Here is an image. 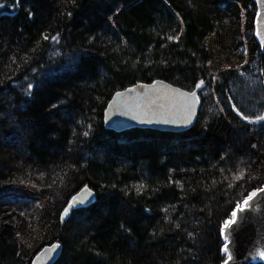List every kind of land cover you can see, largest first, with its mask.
<instances>
[{
  "label": "trees",
  "instance_id": "1",
  "mask_svg": "<svg viewBox=\"0 0 264 264\" xmlns=\"http://www.w3.org/2000/svg\"><path fill=\"white\" fill-rule=\"evenodd\" d=\"M256 12V0H0V134L27 135L17 151L0 143V264H32L56 241L54 264H223L224 221L264 185V121L230 103L241 73L264 79ZM157 78L204 82L194 125L106 127L114 92ZM195 138L208 150H145ZM85 185L95 200L65 216ZM85 214L95 222L78 229Z\"/></svg>",
  "mask_w": 264,
  "mask_h": 264
},
{
  "label": "water",
  "instance_id": "2",
  "mask_svg": "<svg viewBox=\"0 0 264 264\" xmlns=\"http://www.w3.org/2000/svg\"><path fill=\"white\" fill-rule=\"evenodd\" d=\"M256 1L261 18L256 16L255 34L264 48V0ZM117 93L122 95L118 96ZM191 93H195V97L190 96ZM198 95L197 87L184 90L162 79H156L152 83L137 82L113 93L104 111V122L107 128L117 131L130 127L185 131L198 118ZM256 192L257 196L250 205L238 213L237 223L223 232L224 238L227 236L232 255L229 264H249L259 251H264V192L259 189ZM94 197L95 191L88 185L84 186L72 196L66 208L70 210L75 206L90 204ZM81 198L83 203L78 202ZM53 245L58 247L49 251ZM62 249L59 241L46 244L34 256L32 264H54Z\"/></svg>",
  "mask_w": 264,
  "mask_h": 264
},
{
  "label": "rangeland",
  "instance_id": "3",
  "mask_svg": "<svg viewBox=\"0 0 264 264\" xmlns=\"http://www.w3.org/2000/svg\"><path fill=\"white\" fill-rule=\"evenodd\" d=\"M51 80H54L53 76L48 77V81H51ZM152 82H153V80L148 82V83H152ZM235 83H236V85H235ZM186 88L192 89L191 86H189V87L186 86ZM205 95L207 96V94H205ZM263 98H264V92H263V85H262V78L261 77L254 75L251 72H243L233 82L230 103H231V106L239 114H241L243 117H245V116L246 117H256V116L263 114L264 113ZM61 113L64 116H65V114H67L64 110L61 111ZM103 118H104V114H103ZM5 121H6V119H5ZM9 121L10 120L8 119V122ZM28 128H29V130L33 129L34 128L33 124L29 125V127H26V131L29 133ZM18 129H22V128H18ZM16 130H17V128L11 132L12 134H9V135H1L0 134V143L2 145L4 143L6 146L11 145L17 151V150H19L21 144L25 141V138L27 135L25 133V129L22 131H18L19 133H17ZM149 142H151V143L147 145L145 150H149L150 148L153 150L154 149H160L163 147L164 148L167 147V148H170L173 150H180L185 145H188V146L191 145L194 148L208 150L207 148H209V145H210L208 143L207 139L204 141V139L199 140L196 138L193 140L181 139L180 141L177 139L172 140V141L168 140L166 142H163L164 144L159 142V140H157V139H153V141H149ZM95 147H98V146L95 145ZM106 151H107V149H106ZM106 151H104L103 147H99L97 149L94 148L91 154H94V156L99 160V159H103V158L107 157L110 154L109 151H107V152ZM0 169H1V167H0ZM85 186H87V185H85ZM91 189H93V188H91ZM58 196L62 198V194L59 193ZM72 196H71V198H72ZM2 197H3V195H2ZM71 198H70L69 202L71 201ZM245 199H243L239 204H242ZM94 200H95V197H94ZM30 203L31 202L28 201V204H30ZM110 208H111V206L109 204H107V203L102 204L97 211L98 216H103V217L106 216L108 214ZM126 209H127V207H126L125 203H123V202L121 204H119V206L117 207V211L119 213L126 212ZM94 218L95 217H89L88 215L85 214L83 216V218L81 219V221L75 223L76 227L78 229H85V226L87 227L88 225H91L95 222ZM261 252H264V251H259L257 257L254 258V261L264 260V258H262L260 256Z\"/></svg>",
  "mask_w": 264,
  "mask_h": 264
},
{
  "label": "snow or ice",
  "instance_id": "4",
  "mask_svg": "<svg viewBox=\"0 0 264 264\" xmlns=\"http://www.w3.org/2000/svg\"><path fill=\"white\" fill-rule=\"evenodd\" d=\"M257 15H258V19H260V18H261V14L258 13ZM257 34H258V35L260 34L259 31H258ZM43 38H44L45 40H48V39H49V36L45 35ZM51 39L54 40V41H58V35H57V36H53V37H51ZM203 83H204L203 81H200V82L196 85V87H197V88L201 87V85H202ZM28 88L31 89V85H29ZM117 95H118V96H119V95H122V93H117ZM189 95L192 96V97H195V93H191V94H189ZM244 119H248V117L245 116ZM256 119H257V120H262V121H264V116H257ZM85 135H87V133H85ZM239 178H240V177L238 176L237 179H239ZM142 187H143V185L139 186V187L137 188V191H140ZM259 191H260V192H264V188L259 189ZM256 196H257V192H253V193H251V194H250V195H249V196L243 201L242 204H238V205L236 206V210L233 211V212L231 213V218L228 219V220H225V221H224V223H223V227H222V233H223L225 230L230 229L233 225H235V224L237 223L238 213L243 212V211L245 210V208L248 207V206L250 205V202L253 201L254 197H256ZM73 199L76 200V198H73ZM78 202H79V203H83L84 201H83V199L81 198ZM70 207H71V205H70ZM64 214H65V216L68 214V209H67V208L65 209V213H64ZM225 240H227V236H225ZM56 247H58V245H53L52 248H51L49 251H54ZM223 251H224V253H225L226 256H227V258L223 261V264H229V262L232 260V255L230 254L228 243H225V244H224ZM260 256H261L262 258H264V252H261V253H260Z\"/></svg>",
  "mask_w": 264,
  "mask_h": 264
},
{
  "label": "bare ground",
  "instance_id": "5",
  "mask_svg": "<svg viewBox=\"0 0 264 264\" xmlns=\"http://www.w3.org/2000/svg\"><path fill=\"white\" fill-rule=\"evenodd\" d=\"M235 210H236V209H235ZM235 210H234V211H235Z\"/></svg>",
  "mask_w": 264,
  "mask_h": 264
}]
</instances>
